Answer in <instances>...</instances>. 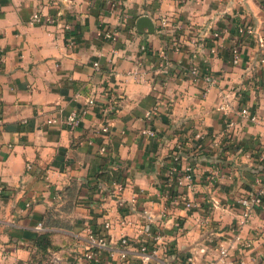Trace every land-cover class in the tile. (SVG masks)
I'll return each mask as SVG.
<instances>
[{
  "label": "crops",
  "instance_id": "crops-1",
  "mask_svg": "<svg viewBox=\"0 0 264 264\" xmlns=\"http://www.w3.org/2000/svg\"><path fill=\"white\" fill-rule=\"evenodd\" d=\"M33 12L53 23L29 24ZM141 17L154 33L136 30ZM243 22L253 34L238 39ZM105 31L115 39L105 40ZM215 31L221 41H214ZM234 46L237 65L230 61ZM161 49L166 72L155 58ZM262 56L264 0H0V264L30 260L38 223L50 224L42 232L51 233L52 252L62 254L54 264H71L65 254L84 250V230L100 222L102 201L115 223L113 243L122 234L132 239L148 210L171 246L169 264L187 257L205 264L221 247L228 264H264V208L241 225L238 203L253 191L260 166L248 152L264 150ZM192 66L209 71L218 85L203 95L201 77L188 73ZM111 94L116 110L103 119L100 108ZM219 94L236 122L232 149L221 141L226 118L217 109ZM153 108L148 125L144 115ZM242 108L257 122L235 114ZM71 113L80 118L74 129L65 123ZM148 126L154 138L142 133ZM175 157L181 171L190 170L191 183H167ZM213 169L219 175L207 180ZM111 171L124 186L129 226L117 224L114 196L98 192ZM54 219L64 226H51ZM102 264L120 263L104 257Z\"/></svg>",
  "mask_w": 264,
  "mask_h": 264
},
{
  "label": "built area",
  "instance_id": "built-area-1",
  "mask_svg": "<svg viewBox=\"0 0 264 264\" xmlns=\"http://www.w3.org/2000/svg\"><path fill=\"white\" fill-rule=\"evenodd\" d=\"M53 23V20L45 17L39 12H33L29 17V24L31 25H50ZM162 28L167 27V21L165 18L161 19ZM177 28H181L177 26ZM236 35L237 38L250 37L253 34V27L249 23H238L236 25ZM102 37L105 40L111 41L115 39V32L105 31L101 33ZM214 41H221L223 36L215 31L212 34ZM71 45V42H70ZM172 49L178 50V45L174 42L172 43ZM143 52L147 49L145 47L142 48ZM231 55V63L233 65L239 64L241 61V54L239 48L237 46L232 47L230 51ZM155 58L157 59L158 67L166 72L169 69V59L165 49H161L155 53ZM260 65L264 67V57H260L258 59ZM97 66V64H95ZM188 73L191 74L195 78L201 77L204 88L203 95L209 93V91L218 85L217 77H213L209 71L205 70L204 72H199V67L192 66ZM235 96L240 97L241 90H234ZM220 102L217 105V109L223 113L226 118V129L224 132V136L222 138V143L225 147H230L234 145V135L236 130V122L232 120L230 114L232 113L231 105L229 100H226V96L219 94ZM88 105L95 104L93 99H89L87 101ZM116 110V99L111 94L107 104L100 108V112L103 116V119L108 115H111L113 111ZM235 114H237L242 119H249L251 122H257V118L255 116L249 115L248 111L244 108L238 109ZM157 115V109L153 108L148 111L144 115V121L150 125L153 118ZM54 120H49V123H52ZM106 121V120H105ZM65 123L70 129H74L79 126L80 118L76 113H71L68 115ZM264 123V119H263ZM102 131H107V126L105 125L102 128ZM142 133L150 138H154L156 133L153 129H150L149 126L142 130ZM220 141V142H221ZM218 144V142H217ZM180 146L177 148L179 149ZM105 149L101 148L100 151L103 152ZM248 156L250 152H248ZM252 157V156H251ZM255 159L259 164V168H257V172L253 179V191L248 193L245 196L239 198L238 203L242 208L241 214V225H244L247 222L251 214L254 212L256 208H264V150L259 149L258 155ZM177 157H175L172 163L168 166L166 171L167 183L169 185H174L175 187H179L183 185V181L191 183L192 174L189 169L181 171L177 165ZM30 166L27 165V169ZM117 166L114 171L117 170ZM219 172L217 169H213L209 172L207 176V180H212L214 177L218 176ZM124 190V186L120 181L115 180L113 171L109 173V176L98 186V192L103 199H106L107 196H114V205L117 208V211L121 214L119 216L117 224L121 227L129 226L131 222L126 219L123 211L125 206L124 201L121 198V193ZM175 201H179L181 196L178 193H174ZM131 202L134 203V197L131 199ZM102 214L99 216L101 218L100 222L96 225L89 224L84 232V244L85 248L82 252H76L72 256L71 264H102L104 257L117 261L120 264H169L168 258L171 255V246L168 241L165 240V235L162 233V230L159 225L155 224L150 216V212L148 210H144L142 214H140V227L138 229V233L131 239L127 234H122L118 238L117 242H112L109 239V231L115 227L114 220L109 217V213L104 206L103 201L100 203ZM186 207H190V203L185 205ZM125 212V211H124ZM176 227H179L176 224ZM38 231H42L43 227L41 223H38L36 226ZM135 244L136 248L133 250L131 246ZM191 258L187 257L185 263L182 264H190ZM205 264H228V250L227 248L221 247L218 255L206 262ZM240 264H243L241 262Z\"/></svg>",
  "mask_w": 264,
  "mask_h": 264
},
{
  "label": "trees",
  "instance_id": "trees-1",
  "mask_svg": "<svg viewBox=\"0 0 264 264\" xmlns=\"http://www.w3.org/2000/svg\"><path fill=\"white\" fill-rule=\"evenodd\" d=\"M234 145H231L229 147V149H232ZM235 148V147H234ZM236 149V148H235ZM260 149V147H254L253 149L250 150V155L254 158L257 157L258 155V150ZM115 178L118 179V175L115 174ZM54 225H59V226H64V224H62L59 220L54 219L51 220V226ZM43 229L44 227H50L49 225H42ZM32 251H31V257L30 260L25 262V263H21V264H34V263H38L40 264L41 261H37L36 262V258L37 256H46L49 251H54L57 250V247H55L52 244L51 241V233L49 232H39L33 239H32Z\"/></svg>",
  "mask_w": 264,
  "mask_h": 264
},
{
  "label": "rangeland",
  "instance_id": "rangeland-1",
  "mask_svg": "<svg viewBox=\"0 0 264 264\" xmlns=\"http://www.w3.org/2000/svg\"><path fill=\"white\" fill-rule=\"evenodd\" d=\"M69 254L68 253L65 254V257L69 258V257L73 256V254H75V252H72V254L71 253H69ZM61 255L62 254H59L58 252L53 253L52 251H49V253L46 256H37L36 262L41 261L40 264H54L53 258L57 257L58 259H61L62 258ZM34 264H38V263H34Z\"/></svg>",
  "mask_w": 264,
  "mask_h": 264
},
{
  "label": "water",
  "instance_id": "water-1",
  "mask_svg": "<svg viewBox=\"0 0 264 264\" xmlns=\"http://www.w3.org/2000/svg\"><path fill=\"white\" fill-rule=\"evenodd\" d=\"M144 29H146L148 33H154V26L147 17H141L136 24V30L139 33H143Z\"/></svg>",
  "mask_w": 264,
  "mask_h": 264
}]
</instances>
